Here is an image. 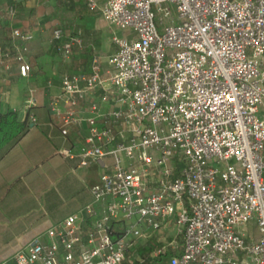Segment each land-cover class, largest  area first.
Here are the masks:
<instances>
[{"label":"built area","instance_id":"built-area-1","mask_svg":"<svg viewBox=\"0 0 264 264\" xmlns=\"http://www.w3.org/2000/svg\"><path fill=\"white\" fill-rule=\"evenodd\" d=\"M17 1L0 10L9 28L0 69L26 77L32 36L17 24ZM84 2L133 36H114L108 55L91 45L88 68L62 74L48 108L63 136L86 130L58 154L101 172L92 201L13 263L122 264L137 242L173 226L180 246L155 251L169 264H264V0ZM52 39L63 60L85 48L80 30L63 38L56 27ZM249 221L256 240L241 230Z\"/></svg>","mask_w":264,"mask_h":264},{"label":"crops","instance_id":"crops-1","mask_svg":"<svg viewBox=\"0 0 264 264\" xmlns=\"http://www.w3.org/2000/svg\"><path fill=\"white\" fill-rule=\"evenodd\" d=\"M11 2L0 0V10ZM14 4L18 26L32 36L27 52L31 70L23 77L16 66L0 69V111H14L18 120H26L28 128L15 143L0 151V264H14L13 254L31 238L66 216L79 214L92 201L90 187L96 182L100 168L95 164L79 166L76 158H64L57 152L70 145L78 146L85 126L63 136L48 101L59 91L62 74L88 68L91 45L108 55L116 49L114 36H133L130 29L119 28L89 9L84 0H19ZM56 27L62 29L63 38L80 30L85 48L63 60L52 39ZM8 34V24L1 20V39L6 41ZM30 95L35 101L28 107ZM30 113L35 115V122L29 121ZM259 113L264 114V105ZM79 170L81 177L75 175ZM81 224L86 237L93 219L84 218ZM172 229L182 241V235L173 226L164 227L152 236ZM241 230L247 240H256L260 235L254 221L247 222ZM180 243L175 238L165 246L172 250L173 244L179 247ZM162 258L160 264H169L167 257Z\"/></svg>","mask_w":264,"mask_h":264},{"label":"rangeland","instance_id":"rangeland-1","mask_svg":"<svg viewBox=\"0 0 264 264\" xmlns=\"http://www.w3.org/2000/svg\"><path fill=\"white\" fill-rule=\"evenodd\" d=\"M75 175H82V170L76 172ZM175 235L176 231L172 229L170 231L157 233L149 240L137 242L134 248L128 251L122 264H160L163 258L161 255L155 254L156 249L162 245H166L175 238L176 241L180 243L181 239L175 237Z\"/></svg>","mask_w":264,"mask_h":264},{"label":"trees","instance_id":"trees-1","mask_svg":"<svg viewBox=\"0 0 264 264\" xmlns=\"http://www.w3.org/2000/svg\"><path fill=\"white\" fill-rule=\"evenodd\" d=\"M27 128L26 120H18L14 111H0V151L15 143Z\"/></svg>","mask_w":264,"mask_h":264}]
</instances>
